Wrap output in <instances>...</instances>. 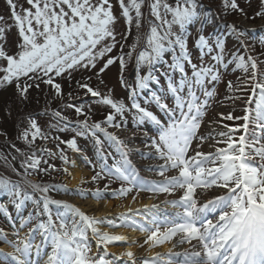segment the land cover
<instances>
[{
  "label": "snow or ice",
  "instance_id": "6c2138e0",
  "mask_svg": "<svg viewBox=\"0 0 264 264\" xmlns=\"http://www.w3.org/2000/svg\"><path fill=\"white\" fill-rule=\"evenodd\" d=\"M5 3L8 16L0 15V87L14 85L17 97L26 101L31 90L42 91L41 85H44L52 93L53 100L63 102L64 89L57 78L66 79L71 87L73 73L83 70L92 75L76 80L73 91L82 92L84 97H91L109 109L102 121H93L90 107L85 111L83 107L67 102L65 107L74 109L78 118L83 117L74 122L75 127L61 111L46 109L43 114L50 112L55 120L49 131L42 129L35 115L29 114L26 126L20 129L17 138L28 146L30 152L16 149L24 156L21 167L25 170V177L33 172L48 174L57 171L33 149L37 141H55L59 158L67 165L69 161L60 145L80 152L77 137L90 136L97 146H102L99 135L102 134L115 147L119 159L113 158L109 164L111 153L105 155L100 151L99 170L94 164L95 174L91 176V182L118 181L120 187L111 189L106 183L103 189L92 191L91 196L100 201L104 199L103 193L109 190L115 198H126L135 192L136 195L131 197L135 202L141 192H148L150 199L164 195L162 203L176 211L160 215V206L152 204L144 205L142 209L129 206L127 211L113 219L90 216L67 201L50 198L51 191L67 192V186L25 179L24 183L32 190L30 194L22 190L19 183L0 177V192L14 198L16 209L19 210L26 201H32L37 209V222L24 236L17 233L14 239H9L8 234L0 229V241L13 249L9 253L0 250V264H33L30 260L33 249L37 256L43 252L46 257L43 264H115L122 258H126L127 264H174L172 256L183 257L179 264H264V67H261L264 52L260 56L253 55L254 50L241 39L245 33L235 24H225L247 54L231 53L232 60L228 63H235L244 78L236 86L229 81L227 88L229 91H250L245 103L254 104V107H245L243 117L221 114L222 120L242 119V125L230 127L224 124L207 134H200L202 119L214 95V89H208L206 85L219 83V68L226 67V63L224 40L203 34L195 41L199 63L193 62L187 26L207 19L198 11L197 0H174V6L168 0H5ZM145 8L149 27L143 34V44L138 37L129 45L126 42L133 25L138 30L143 27ZM221 9L225 16L230 13L247 15L239 0H221ZM255 16L264 17V0H259ZM121 18L126 26V32L122 34L124 42L117 39L115 30ZM13 29L17 39L10 52L7 36ZM261 43L264 44V40ZM117 45L119 54L113 56ZM126 47L127 51L124 50ZM165 53L172 54L170 63L164 60ZM206 56L212 63H204ZM133 57L137 77L135 83L129 85L123 73ZM117 62L120 85L128 90L130 107L113 99L111 89L104 93L99 87L104 84L102 75ZM156 65L170 71H160ZM145 66L148 71L141 75L139 70ZM188 69H191L190 76ZM156 72L165 77L167 88L159 94L153 91L149 95L151 85L160 83ZM175 72L180 74L178 81L171 75ZM93 76L98 80L96 87L89 83ZM197 90H202L204 99L197 95ZM73 91L67 93L69 101L73 99ZM141 93L146 94L144 105L154 104L166 119L142 106ZM166 95L171 96L172 107L165 102ZM126 112L132 113L134 128L150 123L158 129L157 135L145 147L155 153L154 157L149 155L148 158L159 161L147 170L155 172L160 180L144 179L129 160L132 149L117 134L125 127ZM70 129L75 132L72 138L64 139L56 134ZM241 129L243 134L237 136ZM205 143L208 144L206 151L203 150ZM12 147L15 148V144ZM38 151L49 156L57 154L46 147H39ZM4 159L8 163L7 157ZM85 160L92 163L87 157ZM63 171L72 175L67 167ZM213 190L220 191L204 198ZM78 192L81 197L85 195L83 191ZM37 193L38 198L35 197ZM53 205L57 209L55 213L50 207ZM0 213L9 215L3 207H0ZM32 220L33 213L30 212L20 228L28 226ZM105 223L110 229L124 228L142 233L145 237L143 243L132 240L127 250L108 259L109 246L117 242L127 243L128 237L103 230L100 226ZM37 232L42 237L40 244L33 243L32 238ZM90 239L95 240L97 250L103 249L102 254L93 252ZM166 244L171 245L166 253L155 252L139 261L131 250V245L147 246L145 250L151 252ZM184 244L188 247L182 252L173 251ZM48 248L50 251H44Z\"/></svg>",
  "mask_w": 264,
  "mask_h": 264
},
{
  "label": "rangeland",
  "instance_id": "374dc122",
  "mask_svg": "<svg viewBox=\"0 0 264 264\" xmlns=\"http://www.w3.org/2000/svg\"><path fill=\"white\" fill-rule=\"evenodd\" d=\"M170 4H173L174 6V0H168ZM197 3L199 5L198 11H200L203 16L206 12L211 13L214 17V20H210V18H207L206 20H203V28L200 30L201 20H197L193 22L192 24L187 26V38H188V47L190 55L193 58V62L199 63V50L195 47V41L198 38L200 34H203L205 37H220L224 40V55H225V63L226 67H220V81L219 83L215 84H209L206 85L208 89H214V95L209 100L208 107L205 111V115L202 119L201 128L199 130L200 134H207L209 131H211L213 128H220L222 125L227 124L230 127H236L238 125H242L244 121L242 119H234V120H222L221 114L227 116L231 114L233 117H243L244 116V108L245 107H254V104L252 105H246L245 100L247 97L251 94L250 91H229L227 88V83L231 81L234 86H236L243 78L244 73L242 70L237 69L235 66V63H228V61L232 60L231 53L239 52L241 55H247L244 53L243 49L240 47L239 43L237 42V39L228 31V29L225 27L226 23L235 24L241 31L245 33L241 39L245 40V42L251 46V48L254 50L253 55L260 56L261 52H264V44L261 43L262 40H264V17H256L255 13L259 10V0H239L240 6L245 10L247 15H241L240 13H230L229 15L225 16L223 15L222 9H221V0H197ZM145 13V20L143 27H141L139 30L135 28L133 25L132 27V34L129 36L127 40V44H132L136 41L138 37L141 38V45L143 44V34L146 32V30L149 27V21H148V10L147 8L143 9ZM251 15H250V14ZM0 15H4L5 17L8 16V9L7 5L5 3V0H0ZM203 19V17H202ZM220 28V29H219ZM116 33H117V39L121 40V42H124L122 40V34L126 32V26L122 20L117 23L116 25ZM206 33V34H205ZM8 44L7 48L11 52L14 50V44L17 39L15 29H13L11 32L8 33ZM127 51V47L124 49ZM139 50V49H138ZM119 45L113 50V53L111 55L116 56L119 54ZM171 53H165L164 60L171 62ZM261 59H264V57H261ZM205 64H210L212 61L210 60V57H205L204 60ZM98 64V68H99ZM261 67H264V65H261ZM157 69H160V71H170L166 68H164L162 65H156ZM140 74H146L148 69L147 67H141L140 68ZM189 76L191 74V69H188ZM159 76V72L155 73ZM92 75L91 72H85L83 70L77 71L73 73V80L71 87L68 84V81L66 79L57 78V82H60L63 85L64 89V101H60L59 99L53 100L52 93L48 91L47 87L44 85H41L42 91H37L35 89L30 91L29 97L26 101H21L16 93L14 85L11 86L12 91L10 92V96L8 99L12 101V104H7V107L9 105L10 109L11 107L14 108V111L11 113L8 112L9 115L16 114L14 116L15 120L21 116L17 120L19 121V127L17 129V136L21 129V126H26L27 120V112H31L35 109V112L33 115L36 116L38 119V123L44 129L45 131H49V126L52 124H55L54 118L51 116L50 118H46L43 114L45 112L44 105H47L50 102H54V104L58 105L57 109L58 111H61L64 116L68 118L69 121L73 122L72 127H75V121L77 119H83V117H77L74 109H69L65 107V104L67 102H71L75 104L76 106H81L84 108L85 111H88L89 107L91 108V118L93 121H102L104 117L107 115L109 109L102 105L97 103L93 98L91 97H84L83 93H77L76 91H73L75 88V81L81 80L82 78ZM120 71H119V63L110 66V68L102 75V78L104 80L103 85H99L100 90L104 93H107L109 89H111V95L113 99L122 101L125 103L126 106L130 107V101L128 100V90L124 87H121L120 85ZM174 80L178 81L180 79V74L178 72L171 73ZM124 79L127 81L129 85H133L135 83L136 77H137V66L135 63V58L133 57L132 60L127 62V67L125 68V71L123 73ZM239 78V79H238ZM160 83L159 84H153L151 85L150 89L148 90V93L150 95L151 92H157L158 94L161 92L166 91L167 84L165 77L159 76ZM89 83L96 87L98 85V80L95 76H93L92 80L89 81ZM8 86L0 87V92H3V90L7 89ZM69 91H73V99L71 101L68 100L67 93ZM145 93H141L140 96V102L142 106L148 107L150 111H153L154 114H157L158 117H161L162 119H166L159 111V109L154 105H144L143 99L145 97ZM197 95L200 96L201 99H204L202 95V90H197ZM236 97H240V99H237ZM6 100L2 99L4 102ZM165 102L169 104L170 107L173 106V100L170 95L165 96ZM59 107L62 109H59ZM49 109V108H47ZM16 110V111H15ZM41 111V112H40ZM25 112V113H24ZM22 114V115H21ZM51 115V114H50ZM23 120H25V123H23ZM21 121V122H20ZM16 122V123H17ZM117 122H120V118L117 117ZM1 129V127H0ZM250 126V131H251ZM108 131H115V129H108ZM158 129L156 126L145 123L138 128L133 127L132 123V113L126 112L125 113V127L121 129L117 134L122 138L126 140V143L128 146L132 149L131 152H129V160L135 166L139 172L140 176L143 177L146 180H160L161 177H158L155 172L148 171V167L155 165L159 163L156 159H149L148 156H155L154 150L145 147L146 143H150V139L154 138L157 135ZM126 133H135V135L139 136L138 141H130L134 139L133 134H131L130 138L125 137ZM60 135L64 139L72 138L75 135V132L71 129L63 132V133H56ZM243 134V130L241 129L240 132L236 133L237 136ZM100 138L102 140V146H97L95 144V141L92 137L86 136V137H77V146L81 150L80 152H74L71 149H68L66 145H60V148L64 149V155L67 157L69 163L65 165L63 161L59 158L58 150L56 147V142L49 140L47 142L42 141L41 144L37 145V154L42 155L43 159H47L50 164H53L57 171H50V173H35L33 172L30 176V179H27V177L23 176L21 174L22 178H10L4 175H0V177H5L10 180H12L14 183H19L20 187L24 191L26 188V184L24 183V180H31L36 183L37 178H42L41 183L42 184H55V185H61V186H67L68 191H51L49 193L50 198L55 200H61V201H67L76 207H79L81 210L86 212L88 215H94L97 217H107L108 219H113L115 216H117L119 213L127 211L125 210V206L129 207L132 204H136L134 206V209H142L144 205H147L146 203L148 201L161 199L165 197L164 195L157 196L155 198L150 199V193L148 192H141L138 196L135 202L132 201L131 197L133 195H136L135 192L129 194L126 198H115L111 194V190L104 192L103 196L104 199H101L100 201H97L91 196V192L94 191L97 188L103 189L104 185L110 184L111 189H116L120 187V182L116 181H110V180H100L97 183L91 182V176L94 175L93 171V165H97L98 169V163L100 161L99 152L103 151L105 155L108 153H111V156L108 157L109 164L112 162V158L119 159V155L115 150V147L111 144V142L107 141L103 138L102 134H99ZM39 147H46L50 149L53 153H57L54 156H49L47 154H41L38 151ZM136 149H139V151H136ZM208 149V144L205 143L203 146V150ZM0 162L5 161V157H7V161L9 165H17V168L24 173L25 170L22 171L21 168V159L17 156V154L13 153V149H9L7 151H0ZM15 156L16 159L13 160L12 157ZM2 157V158H1ZM85 157H87L88 161H91L92 163H88L85 160ZM24 159V158H23ZM41 167H45V165H41ZM67 167L68 171L72 173V171L75 168H79L82 171L86 173L84 177L79 180L77 183H71V176H68L64 171L63 168ZM1 168H5V166H0ZM11 169V168H10ZM7 167L3 172L10 173L11 175L21 177L17 175V173L11 171ZM17 170V169H16ZM17 170V171H19ZM88 181L86 183H81V181ZM83 191L85 195L81 197L79 195V192ZM219 191V190H213L212 192ZM32 193V192H29ZM211 193V192H209ZM39 194H35V197L38 198ZM174 197H168V199H173ZM110 203L108 206V212H102L100 213L99 209H104L103 204L104 203ZM0 207H3L7 209L9 215L5 216L3 213H0V229H3L5 233L8 234L9 239H14L16 237V234L19 233V236H24V234L28 231L29 227H32L37 222L35 218V211L36 206L32 203V201H26L25 204L18 210L15 207L14 204V198L10 196L8 193L0 192ZM55 213L57 211L56 207L50 206ZM104 209V210H106ZM62 211V209H60ZM33 213V220L32 223L24 228H20V224L23 219H25L29 213ZM40 219H46V217H40ZM139 219V218H138ZM103 230H110L117 232L119 230H125L128 231L130 229H124V228H117V229H110L108 225L105 223L104 225L100 226ZM90 235V233H89ZM144 235L141 237L139 235H133V239L137 240L139 243H143ZM33 243L34 244H40L42 237L37 232L33 236ZM90 245L93 248V252L99 251L101 254L103 253V249L97 250L95 247V240L90 239L89 241ZM131 242H117L113 245H110L108 248L109 251V257L108 259H113L114 255L118 256L121 252L128 249ZM170 245L166 244L163 247L154 248L151 250V252L146 251L145 248H140L136 245H131V250L135 252L137 260L139 261L141 258L150 257L155 252L154 250H157L156 252L160 253H166L167 249ZM166 248V250H162ZM0 250H2L4 253L12 252L13 249L9 247L7 244H5L3 241H0ZM44 251H50V248L45 249ZM152 253V254H150ZM44 259L46 257L44 256L43 252L39 256H37L35 249H33L30 260L33 262V264H36L38 261L39 264H43ZM174 260V259H172ZM176 263V260L173 261ZM115 264H127L126 258H122L121 260L116 261ZM178 264V263H177Z\"/></svg>",
  "mask_w": 264,
  "mask_h": 264
},
{
  "label": "trees",
  "instance_id": "16d2710c",
  "mask_svg": "<svg viewBox=\"0 0 264 264\" xmlns=\"http://www.w3.org/2000/svg\"><path fill=\"white\" fill-rule=\"evenodd\" d=\"M204 16H206L207 18H210V20H214V17H213V15L211 13L206 12ZM202 28H203V22H201L200 30H202ZM11 91H12L11 86H8L7 89L3 90V92H0V127H1V129H0V151H7L9 149H13V153L17 154V156L20 157V159L22 161L24 156L20 155V153H18L16 151V149H20L24 153H29L30 149L28 148V146L23 141H21V140H19L17 138V132L16 131H17L18 127H19V124H18L19 121L17 122V120L19 118H21V116H19L15 120L16 117L14 118V116L17 113L13 114V115H9L8 114V112L11 113L12 111H14V108L11 107V109H10L9 105L7 107V104H12V101L10 99H8V97L10 96V92ZM5 98H6V100L3 102L2 99H5ZM43 107L45 109L49 108L51 110H56L58 105L57 104L55 105L54 102H51V99H50V102L47 105H44ZM59 109H62V107L61 108L59 107ZM34 112H35V109L33 111H31V112H27V114L28 115L29 114L33 115ZM50 114L51 113L49 112L47 115H44V116L46 118H50L51 117ZM23 123H25V120H23ZM21 128H22V126H21ZM41 143H42V141H37V144L33 146V149L37 150L36 146L41 144ZM13 144H15V148L12 147ZM0 166H5V168L7 167L8 169L11 168L10 169L11 171H13V169L19 170L17 168V165H14V166L11 165V164L9 165V163H6L5 161L0 162ZM5 168H1L0 169L1 175L7 176V177H10V178L13 177V178H17V179H21L22 178L21 174H23V176H25L24 173H22L20 170L19 171L16 170L15 173H19V176H21V177L11 175L10 173H7V172H3V170H5ZM23 170H24V168H22V171ZM26 177L28 179L30 176H26ZM41 181H42V178H37L36 183H41ZM27 192L29 193V191H27Z\"/></svg>",
  "mask_w": 264,
  "mask_h": 264
},
{
  "label": "bare ground",
  "instance_id": "6f19581e",
  "mask_svg": "<svg viewBox=\"0 0 264 264\" xmlns=\"http://www.w3.org/2000/svg\"><path fill=\"white\" fill-rule=\"evenodd\" d=\"M131 134H133V133H126V135H125V137H127V138H130L131 137ZM140 136V135H139ZM139 136H137V135H135L134 136V139L133 140H130V141H134L135 142V140L136 141H138L139 139H138V137ZM208 150V149H207ZM72 175H71V183H77L79 180H81L83 177H84V175H86V173L84 172V171H82L81 169H79V168H75L73 171H72V173H71ZM218 192L219 191H216V192H213V194H211V196L212 195H214V194H218ZM208 196L209 195H206V198H208ZM164 199L163 198H161V199H156V200H153V201H148V203H146V204H149V205H152V204H157V205H159V206H162L163 205V203H162V201H163ZM110 205V203H104L103 204V208L104 209H106V208H108V206ZM134 206H136V204L134 205V204H132L130 207H132L133 209H134ZM125 210H127V207L125 206ZM165 208V206L164 207H162V208H160V209H164ZM102 210V209H99L100 211V213H102V212H108V209H106V210ZM159 209V210H160ZM171 211H174V208L171 210ZM175 211H176V209H175ZM116 233H118V234H123V235H125L126 237H128V242H131L132 240H135V239H133V235H134V238H135V235H139L140 237L143 235L142 233H140V232H133V231H131V230H128V231H125V230H119V231H117ZM188 247V246H187ZM187 247H177V248H175V249H173L174 250V252H182L185 248H187ZM162 250H166V248H164V249H162ZM157 250H154V252H156ZM150 254H152V253H150ZM116 263V262H115Z\"/></svg>",
  "mask_w": 264,
  "mask_h": 264
}]
</instances>
